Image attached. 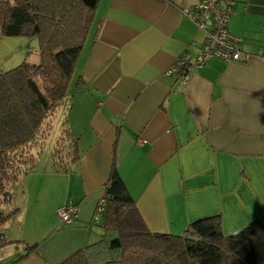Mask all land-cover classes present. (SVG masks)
<instances>
[{
	"label": "crops",
	"instance_id": "0c3cea01",
	"mask_svg": "<svg viewBox=\"0 0 264 264\" xmlns=\"http://www.w3.org/2000/svg\"><path fill=\"white\" fill-rule=\"evenodd\" d=\"M197 1H98L74 73L83 85L71 81L53 114L77 158L67 171L45 160L9 186L17 212L0 228V264H58L95 242L103 231L92 216L114 166L151 232L182 234L217 215L225 235L264 224V0H234L228 31L242 57L211 58L178 88L170 68L204 37L182 14ZM66 202L77 216L62 223ZM21 241L42 242L40 254L13 263Z\"/></svg>",
	"mask_w": 264,
	"mask_h": 264
},
{
	"label": "trees",
	"instance_id": "16d2710c",
	"mask_svg": "<svg viewBox=\"0 0 264 264\" xmlns=\"http://www.w3.org/2000/svg\"><path fill=\"white\" fill-rule=\"evenodd\" d=\"M98 1L0 0V38H36L40 52L37 63L23 60L0 71V195L5 200L11 198L9 186L36 164L29 147L48 136L47 129L41 133L42 126L49 127L45 124L48 115L68 93ZM82 85L79 76L75 87ZM61 141L63 146H59ZM54 145L52 166L67 171L69 161L74 163L77 156L66 127ZM102 196L106 200L102 234L58 264H264V224L259 219L229 235L222 232L218 215L194 220L182 234L151 232L115 166ZM16 212L0 211V228ZM5 243L0 229V248ZM22 243L24 252L13 263L40 254L42 242Z\"/></svg>",
	"mask_w": 264,
	"mask_h": 264
},
{
	"label": "built area",
	"instance_id": "2783aa9c",
	"mask_svg": "<svg viewBox=\"0 0 264 264\" xmlns=\"http://www.w3.org/2000/svg\"><path fill=\"white\" fill-rule=\"evenodd\" d=\"M233 4L234 0H198L192 7L182 9V14L204 33V37L198 54L185 51L170 68L169 72L178 77V88L186 83V76L193 67L203 65L211 58L231 61L242 57L243 52L231 42L228 31ZM104 208L105 200L102 199L93 213V223L101 220ZM57 215L60 222H68L77 216V208L71 203L63 204L58 207Z\"/></svg>",
	"mask_w": 264,
	"mask_h": 264
},
{
	"label": "rangeland",
	"instance_id": "374dc122",
	"mask_svg": "<svg viewBox=\"0 0 264 264\" xmlns=\"http://www.w3.org/2000/svg\"><path fill=\"white\" fill-rule=\"evenodd\" d=\"M231 42L235 45V41L231 37ZM236 46V45H235ZM40 52H39V43L36 38H29L25 36H15V37H1L0 38V71H7L9 69H12L19 65L23 60H26L30 63H37L39 62V57H40ZM72 82L74 84L75 82V76L72 79ZM53 112V111H52ZM50 113L48 115V118L46 119L45 124H47L49 127L44 129V125L42 126V132L44 134V130H50L48 136H46L45 139L41 140L39 139L37 143L34 146L29 147L32 153V156L35 154V159L38 160V166L37 164L34 165L36 167H40L41 165H44L45 160H49L52 158V150L54 148V143L56 139L59 136L61 126H59L58 119L57 117L53 116V113ZM51 125V128H50ZM47 127V126H45ZM64 140V138H63ZM63 142L61 141L59 146L62 145ZM66 145V150L70 148V141L66 140L65 141ZM57 147V146H56ZM69 155L71 156V149L68 150ZM21 168H27L26 166H22ZM20 179V178H19ZM11 188V187H10ZM18 189L17 186L12 190L11 192V198L5 200L3 195H0V211H9L10 209H13L16 204H17V193L15 190ZM15 192V193H14ZM105 198L102 196L99 202ZM106 202V200H105ZM68 204V202L64 203ZM23 205L21 207L22 211ZM102 220V218H101ZM100 220L99 223H96L93 225L92 229L98 233V237L100 233L102 232L101 230V223L102 221ZM11 222V221H10ZM10 222L7 221V223L11 224ZM2 232H5V226L2 227ZM7 243H5L2 247H4ZM1 247V248H2Z\"/></svg>",
	"mask_w": 264,
	"mask_h": 264
}]
</instances>
